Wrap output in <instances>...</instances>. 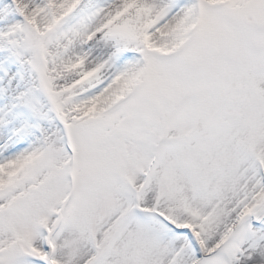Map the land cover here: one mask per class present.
Wrapping results in <instances>:
<instances>
[{
	"label": "snow or ice",
	"instance_id": "1",
	"mask_svg": "<svg viewBox=\"0 0 264 264\" xmlns=\"http://www.w3.org/2000/svg\"><path fill=\"white\" fill-rule=\"evenodd\" d=\"M0 264H264V0H0Z\"/></svg>",
	"mask_w": 264,
	"mask_h": 264
}]
</instances>
